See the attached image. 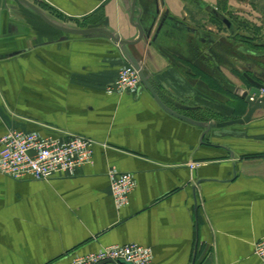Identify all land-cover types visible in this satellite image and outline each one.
I'll list each match as a JSON object with an SVG mask.
<instances>
[{
  "label": "crops",
  "instance_id": "obj_1",
  "mask_svg": "<svg viewBox=\"0 0 264 264\" xmlns=\"http://www.w3.org/2000/svg\"><path fill=\"white\" fill-rule=\"evenodd\" d=\"M29 1L70 25L106 27L125 39L139 34L131 0ZM203 1L233 19L231 10L244 3ZM137 7L146 19L158 7L157 23L166 12L178 21L158 44L130 47L177 115L143 83L136 94L109 92L129 63L110 38L67 33L18 0H0V148L12 130L94 141L92 160L71 176L0 172V264H70L126 244L150 248V264H261L264 109L248 123L215 128L179 115L199 122L244 117L242 95L251 87L244 74L264 83V65L244 62L241 45L191 0H138ZM257 16L261 36L264 12ZM222 37L229 47L218 45ZM111 169L136 179L121 209Z\"/></svg>",
  "mask_w": 264,
  "mask_h": 264
},
{
  "label": "built area",
  "instance_id": "obj_2",
  "mask_svg": "<svg viewBox=\"0 0 264 264\" xmlns=\"http://www.w3.org/2000/svg\"><path fill=\"white\" fill-rule=\"evenodd\" d=\"M142 87L138 70L131 64L124 65L110 93L136 94ZM264 95V90L262 92ZM94 141L75 134L43 136L38 132L12 130L1 139L0 172L15 179L32 177L37 180L54 176H71L93 158ZM192 168L198 164H192ZM111 191L116 207L129 204L130 194L136 186L133 174L116 169L109 171ZM256 254L264 264V239L256 243ZM153 253L139 244L111 245L83 256H76L70 264H100L112 261L116 264H150Z\"/></svg>",
  "mask_w": 264,
  "mask_h": 264
},
{
  "label": "water",
  "instance_id": "obj_3",
  "mask_svg": "<svg viewBox=\"0 0 264 264\" xmlns=\"http://www.w3.org/2000/svg\"><path fill=\"white\" fill-rule=\"evenodd\" d=\"M22 5L27 8L33 10L37 13L42 19H44L49 25L52 27L65 31L70 34L83 35V36H105L114 41L128 58L129 62L138 70L142 83L146 86V88L154 95V97L162 104V106L168 111L176 114L174 111H171L162 103L160 98L158 97L155 89L151 85L149 81L148 75L145 73L146 67L142 66L139 58L132 53L130 47L133 45H137L138 43L144 41L147 46H154L158 44V40L163 37H169L172 34L173 29L178 26V21L175 20L174 17L169 15V12H166L165 16L161 19L159 23H157L160 9L157 7L156 11L153 12L148 18L142 17V11H140L137 7L138 0H131L130 3V21L133 26H135L139 34L135 39H125L120 34L112 31L106 27H87L81 28L75 25H70L68 23L62 22L48 12H46L42 7L38 6L36 3L31 2L29 0H18ZM158 3V0H156ZM207 12L213 14L215 17L223 21L227 24V26L233 30L232 22L220 11H218L215 7L211 5H206L205 3L201 4ZM141 14V15H140ZM248 83L251 85L242 95V98L248 104V111L246 115L242 118L226 121V122H199L195 119H191L190 117L179 115L181 118L189 120L193 123L200 124L205 126L206 128H215L221 126H228L233 124H244L248 123L253 119L254 114L259 109H264V95L262 92L264 90V83L252 76L248 73H245ZM177 115V114H176ZM113 263L112 261H105L100 264H109ZM121 264H126L124 262H120Z\"/></svg>",
  "mask_w": 264,
  "mask_h": 264
},
{
  "label": "flooded vegetation",
  "instance_id": "obj_4",
  "mask_svg": "<svg viewBox=\"0 0 264 264\" xmlns=\"http://www.w3.org/2000/svg\"><path fill=\"white\" fill-rule=\"evenodd\" d=\"M192 2L198 4L201 6L202 3H205L206 5H208L206 2H204L203 0H191ZM214 7V6H213ZM218 11H220L221 13H223L233 24V30H231L226 23H224L222 21V24H220V26L222 28H224V31L226 32L227 36L230 38V39H235L237 43H239L241 46H238L237 47V50L239 51L238 53V56L241 55L244 59L243 61L244 62H249L250 60H253L256 64H259V66H263L264 65V40H260V35H258V31L256 32V35L253 37L252 36V39H247V38H243V29L241 28V26L239 25V22L237 19H239L237 17V19H233L234 17H231V16H227L223 11L220 10L219 7H215ZM209 13V12H208ZM210 15H212V17L214 16L213 14L209 13ZM230 14V13H229ZM233 19V20H232ZM218 25V24H217ZM253 28L256 29V27L254 26ZM252 28V29H253ZM245 30V29H244ZM218 33H219V29L217 30ZM212 34V33H211ZM245 34V33H244ZM214 35V34H212ZM242 35V36H241ZM211 37V40L212 39V36ZM218 45H221V46H230L231 44L227 43V40L225 38H221L220 42L218 43ZM243 51V52H242ZM258 51H261L258 52ZM251 53V54H249ZM258 60H256V59Z\"/></svg>",
  "mask_w": 264,
  "mask_h": 264
},
{
  "label": "rangeland",
  "instance_id": "obj_5",
  "mask_svg": "<svg viewBox=\"0 0 264 264\" xmlns=\"http://www.w3.org/2000/svg\"><path fill=\"white\" fill-rule=\"evenodd\" d=\"M244 3L240 4L239 6L236 7V5L234 6V8L231 10L230 14L233 13V16L238 17L240 20L239 24H243L245 26H255L256 28L258 23L255 20L258 16L257 13H261L264 12V0H243ZM253 24V25H250ZM242 28V27H241ZM243 30V38H249L252 39V36L254 37L256 35L255 28H248L246 29V27L242 28ZM245 29V30H244ZM245 33V34H244ZM260 40H264V32L261 33L260 36Z\"/></svg>",
  "mask_w": 264,
  "mask_h": 264
},
{
  "label": "trees",
  "instance_id": "obj_6",
  "mask_svg": "<svg viewBox=\"0 0 264 264\" xmlns=\"http://www.w3.org/2000/svg\"><path fill=\"white\" fill-rule=\"evenodd\" d=\"M213 18H214L215 20H217V23L222 24V21H221L220 19H218V18L215 17V16H213ZM244 23H245V22H244ZM244 23L241 24V25L239 24V25H240L242 28L246 27V29H248V28H253V27H254L253 24H250V25H253V26H245Z\"/></svg>",
  "mask_w": 264,
  "mask_h": 264
}]
</instances>
